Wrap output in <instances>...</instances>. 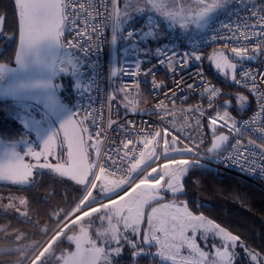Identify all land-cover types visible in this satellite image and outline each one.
Segmentation results:
<instances>
[{"label":"snow or ice","instance_id":"obj_1","mask_svg":"<svg viewBox=\"0 0 264 264\" xmlns=\"http://www.w3.org/2000/svg\"><path fill=\"white\" fill-rule=\"evenodd\" d=\"M7 20L5 11L0 42L14 41L15 48L0 62V111L21 129L17 135L0 131V183L31 189L47 181L54 196L57 185L71 182L80 196L68 210L47 212L56 224L51 230L30 216L26 196L0 197V215L22 217L45 237L23 244L27 233L10 221L0 224L5 238L15 241L0 255L19 253L5 264H121L126 251L127 264H264V252L182 199L185 178L205 166V153L264 178V0H12L8 36ZM66 32L73 38L65 39ZM209 39L224 42L208 55L210 65L247 95L224 91L202 68L189 75L192 82L184 79L182 73L202 61L200 45ZM152 41L159 43L146 46ZM105 45L106 120L103 104L99 111L93 106V93L102 91ZM157 67L173 77L167 91ZM121 76L131 79L118 81ZM141 76L151 77V95L163 92L165 99L141 107ZM62 77L70 79V89L57 82ZM178 93L184 103L189 94L198 93L199 100L184 107ZM250 96L257 110L237 120L233 107L245 111ZM117 101L124 115L116 111L113 118ZM129 114L157 121L137 125Z\"/></svg>","mask_w":264,"mask_h":264},{"label":"trees","instance_id":"obj_2","mask_svg":"<svg viewBox=\"0 0 264 264\" xmlns=\"http://www.w3.org/2000/svg\"><path fill=\"white\" fill-rule=\"evenodd\" d=\"M5 11L8 13L6 27L12 32L14 30L12 0H0V12L4 13ZM206 66L211 73V67L207 60ZM64 84L69 87L68 78H64ZM235 88L238 87L235 86ZM63 96L68 97L69 92H63ZM221 100L217 102L221 103ZM252 107L253 101L250 96V104L245 111L237 112L233 107V112L239 119L247 114ZM209 112L212 111L209 110ZM185 184L187 191L182 199L188 201L193 212L203 213L234 234L240 235L257 250L264 252V190L262 188L235 174H226L224 177L218 178L211 169L206 167L192 169L185 178ZM78 189L79 186L68 182L64 185H57L55 187L56 194L49 196L48 193L52 188L46 181L43 187L31 189L23 187L8 190L26 196L30 201V216L33 219L39 218L41 225L47 224L51 230L56 224L54 221L48 220L47 212L52 207L70 209L80 196ZM44 200H47L48 203H44ZM37 209H39L38 217ZM2 217L0 216V218ZM22 220L23 218L21 220L11 219L12 228H18L27 233V240L29 241H43L45 239L38 229H34L29 223H22Z\"/></svg>","mask_w":264,"mask_h":264},{"label":"built area","instance_id":"obj_3","mask_svg":"<svg viewBox=\"0 0 264 264\" xmlns=\"http://www.w3.org/2000/svg\"><path fill=\"white\" fill-rule=\"evenodd\" d=\"M233 20L236 19V17H232ZM221 20H225V22H227L225 17H221ZM137 23L139 24L140 21H137ZM226 31V30H221ZM74 33H65V39H71L73 38ZM172 35H176V32H173ZM105 36L106 37H110V29L106 30L105 32ZM146 46L148 47H155V45L157 43H159V41H152L151 44H148L147 42ZM224 43L223 41H216V42H212L210 41V39L208 40L207 43L200 45V51L202 53L203 59L202 61L199 62H193L189 68L183 72V76L184 79L187 80L188 82H192L191 80L188 79L189 75L192 73H195L199 68H202L204 71V76L206 78H208L209 80H211V82L213 84H215L218 87L223 88V85L221 82H219L218 80H216L207 70V66H206V60H207V52L214 49L218 44H222ZM184 49H180L181 54L183 53ZM101 63L104 65V71L101 74V79L103 81V83L101 84V92H97V93H93V99L95 100L94 103V107L99 111V109L101 108V105L103 104L104 110H105V120L107 119V99H106V90L108 89V80H107V73H108V60H109V56H108V46L105 45L104 46V53L102 55H100L99 57ZM155 63V60L152 59L151 63L145 62V64L143 65L144 68H148L151 67L152 64ZM259 65V62L253 63L252 67H257ZM126 66H132L130 61L128 63V65ZM261 67H264V65H259ZM154 71L156 72V78L157 80H164L165 81V89L164 91H167V89L169 87H173V77L171 74H168L167 76L165 75V70L162 68L157 67L156 69H154ZM180 73L177 74V76L175 77L176 79L180 78ZM131 78L127 77V76H121L118 77L117 80L118 81H129ZM139 79L142 81L141 83V91L144 93V97L141 98V107H150L152 104L156 103L158 100L160 99H165L163 92H157L155 94V96L151 95L152 93V88H151V77H139ZM64 77H62L60 80H58L57 82H63ZM69 80V89H70V85H71V81ZM147 81V82H145ZM235 85V84H234ZM236 87L240 88L238 85H235ZM245 91H247V89L241 88ZM180 94L178 93V97H177V104H183L184 107H187L188 104H196L199 100V96L198 93L197 94H189L188 95V100L187 103H184L183 101L180 100L179 98ZM97 97H99L97 99ZM147 98L148 102L147 104L144 103V98ZM252 101H253V107L252 109L245 114L244 116L240 117L237 120L243 121V120H247L256 110H257V104H256V99L255 97H252ZM76 100L73 98L72 99V103H75ZM119 101L114 103V111H113V118H116V111L119 112L120 116L123 117L124 115V110L123 108H116V104H118ZM204 103H207V101L205 100ZM85 104H87V101H85ZM207 115H211L210 112L208 111ZM129 119H134L137 123V125H140L141 120H150L153 122L157 121V118L155 116H140V115H136L133 116L131 114H129ZM202 123L204 124V133L206 136V144L211 140V131L207 128V116H205L204 118H202ZM111 135L113 137H115L117 135V133H111ZM230 150V145L228 148H226L223 152L220 153L221 156L226 155L227 152ZM216 160V156H209L206 153L203 155L202 157V164L205 165L204 167L209 168L213 171V173L215 174L216 177L218 178H222L224 177L226 174H235L247 181H249L252 184H255L257 186H259L260 188H262L264 190V178H261L259 175H253L250 173H247L245 171H242L240 169L239 166L233 165L231 164V162H227V163H215L214 161Z\"/></svg>","mask_w":264,"mask_h":264},{"label":"flooded vegetation","instance_id":"obj_4","mask_svg":"<svg viewBox=\"0 0 264 264\" xmlns=\"http://www.w3.org/2000/svg\"><path fill=\"white\" fill-rule=\"evenodd\" d=\"M0 14H3L2 12H0ZM13 31L11 32L9 30L8 27H6L5 25V35H12ZM0 48L4 49V54L2 56H0V62H8L9 61V53H12L14 48H15V42H0ZM11 66H15L14 62L11 64ZM21 129V125L14 119L10 118L5 112L0 111V131L6 132L9 135H17L18 132ZM31 139H35L34 134L32 135ZM20 189L23 187L20 186H16V185H11V184H0V189L3 191L8 190V189ZM11 191V190H8ZM15 191V190H14ZM3 216V215H0ZM22 219V217H16V218H12V217H5L3 216L2 218H0V224H6L9 223V221L11 222V219ZM31 241V240H30ZM29 240L25 239L24 241H22L21 243L23 244H28L30 243ZM15 245V241L14 239L5 238V234L3 232H0V249H5V248H11ZM65 246H67L65 244ZM26 255L28 257H31L32 253L28 252L26 253ZM129 253L126 251L125 252V260L121 261V264H127V257H128ZM19 259V253H13L11 256H5V255H0V264H5V262L7 261H14ZM49 264H51V261H49Z\"/></svg>","mask_w":264,"mask_h":264},{"label":"rangeland","instance_id":"obj_5","mask_svg":"<svg viewBox=\"0 0 264 264\" xmlns=\"http://www.w3.org/2000/svg\"><path fill=\"white\" fill-rule=\"evenodd\" d=\"M212 51H213V49L212 50H210V51H208L207 52V54H206V56L208 57V55H210L211 53H212ZM207 62H208V64H209V66L211 67V75L216 79V80H218L219 82H221L222 83V85H223V89H224V91H226V92H235V91H241V92H244L246 95L248 94L246 91H243V90H240V89H238V88H235V85L234 84H230V82H228V81H225L224 79H223V77H221L215 70H214V68L210 65V63H209V61H208V59H207ZM63 83H64V80H63ZM222 99H224V98H222ZM221 102H222V100H221ZM232 112H233V110H232ZM210 114L212 115L213 114V112H210ZM233 115L236 117V115H235V113L233 112ZM237 118V117H236ZM225 132L227 131L226 129L224 130ZM9 195H13V196H15V195H22V194H20V193H17V192H9L8 190H1L0 189V197H8ZM6 202V201H5Z\"/></svg>","mask_w":264,"mask_h":264},{"label":"water","instance_id":"obj_6","mask_svg":"<svg viewBox=\"0 0 264 264\" xmlns=\"http://www.w3.org/2000/svg\"><path fill=\"white\" fill-rule=\"evenodd\" d=\"M0 184H6V183H0Z\"/></svg>","mask_w":264,"mask_h":264}]
</instances>
